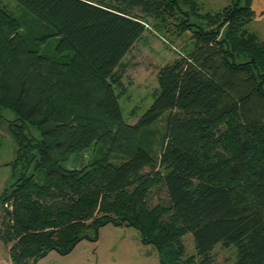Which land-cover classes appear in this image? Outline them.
<instances>
[{
  "label": "trees",
  "instance_id": "obj_1",
  "mask_svg": "<svg viewBox=\"0 0 264 264\" xmlns=\"http://www.w3.org/2000/svg\"><path fill=\"white\" fill-rule=\"evenodd\" d=\"M15 1L16 12L0 6V126L18 169L0 194L11 263L67 254L113 223L137 229L159 264H214L218 251L264 264V41L247 29L253 0L214 13L197 0ZM147 30L182 47L158 70L151 104L124 118L122 62ZM87 151L86 166L64 167ZM154 193L165 200L149 207Z\"/></svg>",
  "mask_w": 264,
  "mask_h": 264
},
{
  "label": "rangeland",
  "instance_id": "obj_2",
  "mask_svg": "<svg viewBox=\"0 0 264 264\" xmlns=\"http://www.w3.org/2000/svg\"><path fill=\"white\" fill-rule=\"evenodd\" d=\"M197 1L203 12L211 13L218 12L230 4L229 0ZM2 5L16 12L15 0H0V6ZM261 29L264 30V27L261 26ZM180 47L181 42L172 44L166 37L152 30H147L135 43L122 62V81L126 94L119 100V105L124 118L130 110L136 108L143 111L151 104L157 89L158 70L176 58ZM2 115L7 121H12L15 117L6 110H3ZM129 122L133 123L135 120ZM15 150L14 140L3 122L0 126V194L18 175V169L12 164ZM89 156L90 151L83 154V163L71 158L64 167L68 170H80L89 163ZM164 200L162 193H154L150 195L148 205L152 207ZM87 235L90 239L81 240L71 252L61 255L51 251L36 264H159L156 249L152 245H144L140 232L132 226L108 223L97 229L96 238L93 239L92 230L87 231ZM183 244L187 255L194 254L193 239L190 235L183 238ZM227 257V253L218 251L214 264H230L226 262ZM8 258L7 247L0 242V264H12Z\"/></svg>",
  "mask_w": 264,
  "mask_h": 264
},
{
  "label": "crops",
  "instance_id": "obj_3",
  "mask_svg": "<svg viewBox=\"0 0 264 264\" xmlns=\"http://www.w3.org/2000/svg\"><path fill=\"white\" fill-rule=\"evenodd\" d=\"M254 17L249 22L247 29L248 31L254 33L260 40L264 41V0H253L251 5ZM250 26V28H248ZM9 259V258H8Z\"/></svg>",
  "mask_w": 264,
  "mask_h": 264
}]
</instances>
